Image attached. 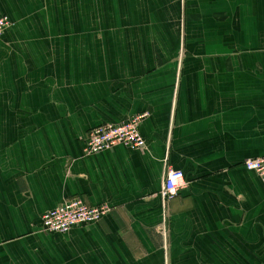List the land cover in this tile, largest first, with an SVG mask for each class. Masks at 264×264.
Here are the masks:
<instances>
[{
  "label": "crops",
  "instance_id": "crops-1",
  "mask_svg": "<svg viewBox=\"0 0 264 264\" xmlns=\"http://www.w3.org/2000/svg\"><path fill=\"white\" fill-rule=\"evenodd\" d=\"M0 264H264V0H0ZM146 115L144 150L85 158ZM187 189L164 205L167 172ZM111 212L66 235L40 216Z\"/></svg>",
  "mask_w": 264,
  "mask_h": 264
},
{
  "label": "built area",
  "instance_id": "built-area-1",
  "mask_svg": "<svg viewBox=\"0 0 264 264\" xmlns=\"http://www.w3.org/2000/svg\"><path fill=\"white\" fill-rule=\"evenodd\" d=\"M11 27L9 21L0 15V37ZM146 115L135 116L119 125H100L80 139L85 158L103 152H111L114 148L123 146L130 150H144L146 140L141 136L139 127ZM245 168L260 178L264 185V156L250 159ZM187 189L184 175L180 171L167 172L159 197L164 205L179 196ZM111 212L106 204L88 206L80 197L66 200L53 210L40 216L39 231L45 235H66L75 228H90L101 222Z\"/></svg>",
  "mask_w": 264,
  "mask_h": 264
}]
</instances>
